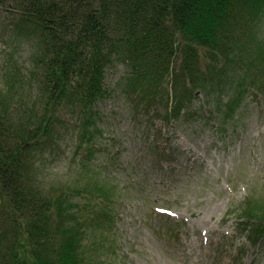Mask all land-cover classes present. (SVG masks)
<instances>
[{"label": "trees", "instance_id": "obj_1", "mask_svg": "<svg viewBox=\"0 0 264 264\" xmlns=\"http://www.w3.org/2000/svg\"><path fill=\"white\" fill-rule=\"evenodd\" d=\"M1 8L30 27L37 46L31 83L18 85L15 76L0 88V264H106L118 184L99 176L79 189L44 190L33 148L53 137L59 113L62 120L77 115L93 146L97 104L111 96L106 78L118 64L130 69L126 94L143 106L166 99L168 121L182 111L179 93H161L169 75L171 85L181 78L190 96L201 91L209 101L231 91L215 113L225 129V113L233 114L256 82L264 85V41L257 37L264 0H0ZM80 194L97 201L89 217L81 212L90 202L75 199ZM256 210L247 237L253 245L264 239L261 201Z\"/></svg>", "mask_w": 264, "mask_h": 264}, {"label": "rangeland", "instance_id": "obj_2", "mask_svg": "<svg viewBox=\"0 0 264 264\" xmlns=\"http://www.w3.org/2000/svg\"><path fill=\"white\" fill-rule=\"evenodd\" d=\"M257 37L264 41V13ZM36 46L30 27L1 8L0 88L15 76L18 85L31 83ZM129 70L118 64L107 74L112 94L97 104L93 146L86 145L77 115L65 113L62 120L59 113L53 137L33 148L40 186L59 192L99 176L114 179L121 198L106 264H264V239L253 245L247 238L249 220L258 222L256 207L264 204V85L256 82L257 90L248 91L233 114L225 113L222 129L217 104L224 107L231 91L209 101L201 91L190 96L181 78L171 85L169 75L161 93H179L182 111L168 121L166 99L143 106L126 94ZM80 195L81 206L90 202L81 212L89 217L97 201ZM162 208L169 217L158 214Z\"/></svg>", "mask_w": 264, "mask_h": 264}]
</instances>
